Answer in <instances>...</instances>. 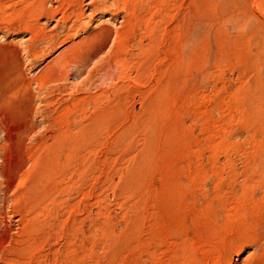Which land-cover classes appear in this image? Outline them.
Segmentation results:
<instances>
[{
  "label": "rangeland",
  "instance_id": "374dc122",
  "mask_svg": "<svg viewBox=\"0 0 264 264\" xmlns=\"http://www.w3.org/2000/svg\"><path fill=\"white\" fill-rule=\"evenodd\" d=\"M36 1L0 0V264H264L257 0H142L122 53L130 4Z\"/></svg>",
  "mask_w": 264,
  "mask_h": 264
},
{
  "label": "bare ground",
  "instance_id": "6f19581e",
  "mask_svg": "<svg viewBox=\"0 0 264 264\" xmlns=\"http://www.w3.org/2000/svg\"><path fill=\"white\" fill-rule=\"evenodd\" d=\"M36 1V0H35ZM103 1V0H102ZM122 1V0H121ZM129 1H132L131 3H129ZM142 0H123V2L125 3L124 5L126 6L127 4H130V5H128V6H131V7H128V6H126V7H128L129 9H132V13H130V15H131V17H130V21L128 22V24L125 26V27H123V30H121V31H118V33H116V39H117V41H118V48H117V50H116V53L117 52H121V51H125V52H127L128 50V47H127V45L125 44V41H127V39H128V36L130 35V33L132 32L131 30L132 29H134L133 27H135V20H136V22H137V18H138V15H137V17L135 16V14H136V12H135V9H136V5L137 4H139L140 2H141ZM105 2V1H104ZM118 2V1H117ZM133 3V4H132ZM119 4V3H118ZM141 4V3H140ZM139 4V5H140ZM110 5V4H109ZM111 6V5H110ZM257 6H259L260 8H262V9H264V0H257ZM50 7V6H49ZM123 7L124 6H122V9H123ZM126 7H124V8H126ZM51 8V7H50ZM110 8V7H109ZM35 10V13H36V15L37 14H43V13H48L49 11V9L45 6V0H37L35 3H34V8L32 9V7H31V11H34ZM94 11V10H93ZM124 11V10H123ZM138 11V10H137ZM145 11V10H144ZM143 11V12H144ZM142 12V11H141ZM34 13V14H35ZM54 14V13H51L50 12V14H49V16H52V15ZM55 14H56V11H55ZM140 14V13H139ZM35 15V16H36ZM124 16H125V14H124ZM136 17V18H135ZM39 19V18H38ZM79 19V18H78ZM127 19H128V17H127ZM135 19V20H134ZM139 19V18H138ZM68 20V19H67ZM124 20V19H123ZM122 20V21H123ZM140 20L142 21V18H140L139 20H138V22H140ZM77 22V21H76ZM100 22H102V21H100ZM99 22V23H100ZM142 22H144V21H142ZM126 23H127V21H126ZM108 24V23H107ZM111 27V26H110ZM119 28V27H118ZM136 28V27H135ZM120 29V28H119ZM137 29V28H136ZM135 29V30H136ZM107 30H109V29H107ZM106 30V32L108 33V34H111L110 33V31H107ZM96 31H100V30H96ZM103 31V30H102ZM102 31H100L101 33H102ZM105 32V31H104ZM103 32V33H104ZM43 33V32H42ZM66 33V32H65ZM69 33V32H68ZM148 33V32H147ZM146 33V34H147ZM44 34H46V33H44ZM75 34H77L76 32H74V33H69V34H66V35H64L65 37V39L66 38H69L70 39V37H73ZM100 34V33H99ZM97 32L96 33H92V34H89V36L87 35V36H84L82 39H80V41H78V42H74L73 44H70L69 46H67L61 53H60V56L58 57V58H56L51 64H47L46 66H45V69L43 70V72H42V74L40 75V77H39V79H38V81L39 82H45L46 80H47V78H49L51 75H53L55 72H56V70H60L62 67H64L65 66V64L68 62V60H72L73 58L75 59V57H77V56H80L83 52H84V50H85V48L87 47V49L89 48V49H91V47H93V46H91V45H94L93 43H96L97 41H99L101 38H100V36L101 35H99ZM108 34H105V35H108ZM136 34V33H135ZM42 36V35H41ZM109 36V35H108ZM107 36V37H108ZM145 36V35H144ZM47 37H50V36H47ZM51 37H52V35H51ZM102 37V36H101ZM106 37V36H105ZM130 37V36H129ZM134 37V36H133ZM132 37V38H133ZM74 38V37H73ZM114 38V37H113ZM112 38V39H113ZM106 39V38H105ZM108 39V38H107ZM103 40V39H102ZM62 41H64V40H60V42H62ZM65 42V41H64ZM105 42V41H104ZM141 42H142V39H141ZM99 43V42H98ZM102 43H103V41H102ZM140 44V43H139ZM103 45V44H102ZM111 45V44H110ZM142 45H143V43H142ZM100 46V45H99ZM139 46H141V45H139ZM111 47V46H110ZM136 47V46H135ZM102 48V47H101ZM112 48V47H111ZM131 49V48H130ZM95 50V49H94ZM93 50V51H94ZM92 51V50H91ZM92 51V53H89L88 54V51H87V54H88V56H87V59L89 60V58H91L92 59V57H94L95 56V54H93V53H96L95 51L93 52ZM85 52H86V50H85ZM36 53V52H35ZM122 53V52H121ZM134 53V52H133ZM33 55V54H32ZM38 55V54H37ZM59 55V54H58ZM33 56H35V55H33ZM109 58V57H108ZM77 59V58H76ZM90 59V60H91ZM100 59V58H99ZM107 59V58H106ZM110 59V58H109ZM124 60V59H123ZM122 60V61H123ZM73 61H75V60H73ZM77 61H79V58H78V60ZM101 61V60H100ZM117 61V60H116ZM115 62V61H114ZM75 63H76V61H75ZM75 63H73L74 65H75ZM85 63V62H84ZM83 63V64H84ZM98 63V62H97ZM108 63H109V60H108ZM118 63V62H117ZM69 64V63H68ZM82 64V63H81ZM81 64H80V66H81ZM103 64H105V63H103ZM105 65H108V64H105ZM104 65V66H105ZM116 65H119V64H116ZM69 66H71V65H69ZM101 66V65H100ZM99 66V67H100ZM104 66L102 67V68H104ZM119 66H121V67H126V64L124 63V62H121L120 63V65ZM120 67V68H121ZM79 68H81V67H79ZM101 68V67H100ZM109 68V67H108ZM94 69H95V67H94ZM116 69V68H115ZM115 69H114V71H115ZM102 70V69H101ZM111 70V69H110ZM117 70H120V69H117ZM122 70V69H121ZM124 71V70H123ZM59 72V71H58ZM96 72V71H95ZM97 72H100V70L99 71H97ZM100 76V75H99ZM126 77V76H125ZM43 82V83H44ZM73 104V103H72ZM67 112V111H66ZM64 113V112H63ZM75 120V119H74ZM67 121V120H66ZM73 121V120H72ZM82 130V129H81ZM80 131V130H79ZM78 131V132H79ZM228 256V255H227ZM222 256H220V258H221ZM218 258V257H217ZM222 258H224V257H222ZM227 258V257H226ZM228 259V258H227ZM227 259L225 260V258H224V260H222V261H218L217 259L216 260H214V261H209L208 262V264H231V262L230 261H227ZM212 260V259H211ZM64 261V260H63ZM69 261V260H68ZM252 261V260H251ZM55 262V261H54ZM207 262V261H206ZM206 262L204 261V262H202V264L204 263V264H206ZM73 263V262H72ZM196 264H197V262H195ZM248 263V262H247ZM249 263H251V262H249ZM198 264H200V262H198Z\"/></svg>",
  "mask_w": 264,
  "mask_h": 264
}]
</instances>
